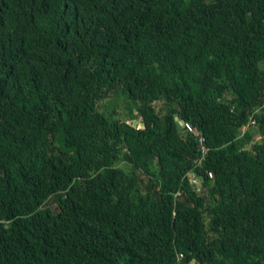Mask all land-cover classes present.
Listing matches in <instances>:
<instances>
[{"label":"trees","instance_id":"16d2710c","mask_svg":"<svg viewBox=\"0 0 264 264\" xmlns=\"http://www.w3.org/2000/svg\"><path fill=\"white\" fill-rule=\"evenodd\" d=\"M0 264H264V0H0Z\"/></svg>","mask_w":264,"mask_h":264},{"label":"rangeland","instance_id":"374dc122","mask_svg":"<svg viewBox=\"0 0 264 264\" xmlns=\"http://www.w3.org/2000/svg\"><path fill=\"white\" fill-rule=\"evenodd\" d=\"M98 111L101 112L102 114H104L107 118H109L110 120L113 119H119L128 123H141L140 119H136L135 121H129L128 120V109L126 107V101L123 100L122 98H119L118 100H115L114 98H108V99H104L103 101H101L98 104L97 107ZM134 113H136V111H133ZM256 139H258V137H256ZM121 167H124L123 164H119ZM156 170V168H155ZM192 176H194L193 174L190 175V177L192 178ZM144 182H147L146 177L143 176L142 177ZM200 184V183H199ZM199 184H197L196 189L199 188ZM200 193L203 192V189H201L199 191Z\"/></svg>","mask_w":264,"mask_h":264},{"label":"built area","instance_id":"2783aa9c","mask_svg":"<svg viewBox=\"0 0 264 264\" xmlns=\"http://www.w3.org/2000/svg\"><path fill=\"white\" fill-rule=\"evenodd\" d=\"M176 121H179L178 118H176ZM126 124L132 126V127H135V128H140L141 127V123H134L132 122L131 124L126 122ZM249 125H254L255 124V120L253 118L250 117V120H249ZM178 128H179V131L180 133H190V134H193L195 135L196 137V142H197V148H198V151H199V157L198 159L196 160V164L200 165L201 161L204 159L205 157V154H206V151H207V147L205 145V136L199 131L197 132L194 127L191 126V124H189L188 122H184L182 121V125H178ZM242 129H245V126H242ZM208 176L209 177H212V172H207ZM191 183L196 186L197 184L200 183V181L195 178L194 176H192L191 178ZM182 257L181 254H179L178 258L180 259Z\"/></svg>","mask_w":264,"mask_h":264},{"label":"water","instance_id":"95a60500","mask_svg":"<svg viewBox=\"0 0 264 264\" xmlns=\"http://www.w3.org/2000/svg\"><path fill=\"white\" fill-rule=\"evenodd\" d=\"M141 125H142V123H141ZM178 125H179V126L182 125V121H179Z\"/></svg>","mask_w":264,"mask_h":264}]
</instances>
